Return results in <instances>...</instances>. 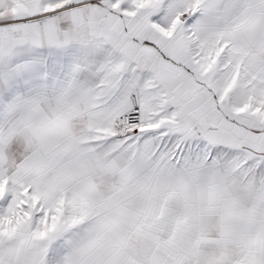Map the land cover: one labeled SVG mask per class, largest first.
I'll return each mask as SVG.
<instances>
[{"label":"snow or ice","instance_id":"obj_1","mask_svg":"<svg viewBox=\"0 0 264 264\" xmlns=\"http://www.w3.org/2000/svg\"><path fill=\"white\" fill-rule=\"evenodd\" d=\"M0 264H264V0H0Z\"/></svg>","mask_w":264,"mask_h":264}]
</instances>
